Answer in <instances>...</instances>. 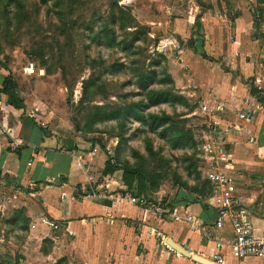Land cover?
Returning a JSON list of instances; mask_svg holds the SVG:
<instances>
[{"label": "crops", "instance_id": "1", "mask_svg": "<svg viewBox=\"0 0 264 264\" xmlns=\"http://www.w3.org/2000/svg\"><path fill=\"white\" fill-rule=\"evenodd\" d=\"M204 2L173 0L151 28L166 76L210 122L202 143L215 144L217 160L214 165L202 154L209 186L204 198L183 190L156 203L159 208L132 203L125 171L115 166L104 174L112 163L107 155L90 151L68 127L59 132V119L50 120L43 101L26 86L37 66L32 71L30 64L21 77L0 62V85L12 81L20 102L15 106L2 90L0 209L25 212L41 262L197 264V256L262 264L233 258L227 246L218 249L232 243L235 233L229 215L217 225L220 210L209 199L217 190L206 175L215 167L231 180L235 205L247 211L255 236L264 238V2ZM169 240L191 257L173 250Z\"/></svg>", "mask_w": 264, "mask_h": 264}, {"label": "rangeland", "instance_id": "2", "mask_svg": "<svg viewBox=\"0 0 264 264\" xmlns=\"http://www.w3.org/2000/svg\"><path fill=\"white\" fill-rule=\"evenodd\" d=\"M172 1L0 0V62L21 77L37 66L26 86L59 132L68 127L105 153L125 171L126 195L151 205L209 192L202 139L210 122L166 76L151 30ZM31 230L23 210L0 209V264H45Z\"/></svg>", "mask_w": 264, "mask_h": 264}, {"label": "built area", "instance_id": "3", "mask_svg": "<svg viewBox=\"0 0 264 264\" xmlns=\"http://www.w3.org/2000/svg\"><path fill=\"white\" fill-rule=\"evenodd\" d=\"M31 68L32 71H34L36 66L31 64ZM2 90L3 88L0 85V95L2 94ZM202 150L209 156L211 163L216 165L217 158L215 154L217 152L215 144L212 142L208 144L203 143ZM212 168V171H209L206 177L213 185L214 189L217 190L209 198L210 204L220 210L217 225L222 226L224 218L229 215L235 233V239L232 243L228 245L220 243L218 244V249H224L227 246L233 258L237 260L255 258L260 259L262 264H264V238L255 236L251 224L247 221V211L235 205V199L231 190V180L217 168ZM131 202L142 207L159 208L157 205H151L144 197H131ZM48 224L58 229V226L54 223L48 222ZM214 263L223 264V259L221 257H216Z\"/></svg>", "mask_w": 264, "mask_h": 264}, {"label": "trees", "instance_id": "4", "mask_svg": "<svg viewBox=\"0 0 264 264\" xmlns=\"http://www.w3.org/2000/svg\"><path fill=\"white\" fill-rule=\"evenodd\" d=\"M259 2H261V3H263L264 2V0H259ZM3 92L5 93V94H8V95H12V97H13V102H14V104H15V106H17L18 107V105H19V100H18V98L15 96V94H14V91H15V88H16V86H15V84L12 82V81H10V80H6L5 82H4V84H3ZM116 170V168H115V166L114 165H112V163L110 164H107V166H106V169H105V172H104V174H108V173H110V172H113V171H115ZM208 185V184H207ZM208 189H209V186H208Z\"/></svg>", "mask_w": 264, "mask_h": 264}, {"label": "water", "instance_id": "5", "mask_svg": "<svg viewBox=\"0 0 264 264\" xmlns=\"http://www.w3.org/2000/svg\"><path fill=\"white\" fill-rule=\"evenodd\" d=\"M167 244H168L173 250L179 252L181 255H183V256H185V257H188V258L191 257V255H190V253L188 252V250H186L184 247L177 245L176 243L172 242L171 240H169V241L167 242ZM194 261H196L197 263H200V264H214V263L211 262V261H208V260L202 259V258L197 257V256L194 257Z\"/></svg>", "mask_w": 264, "mask_h": 264}]
</instances>
